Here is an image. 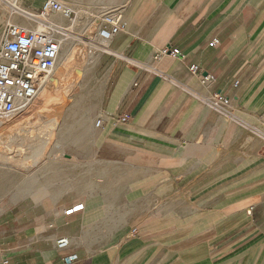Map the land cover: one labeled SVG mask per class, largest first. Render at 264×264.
<instances>
[{
  "label": "crops",
  "instance_id": "crops-1",
  "mask_svg": "<svg viewBox=\"0 0 264 264\" xmlns=\"http://www.w3.org/2000/svg\"><path fill=\"white\" fill-rule=\"evenodd\" d=\"M58 1L123 28L105 44L96 31L91 140L59 165L72 187L2 209L0 264H264V0ZM8 22L41 26L0 0V40ZM214 93L230 116L208 107Z\"/></svg>",
  "mask_w": 264,
  "mask_h": 264
},
{
  "label": "rangeland",
  "instance_id": "rangeland-1",
  "mask_svg": "<svg viewBox=\"0 0 264 264\" xmlns=\"http://www.w3.org/2000/svg\"><path fill=\"white\" fill-rule=\"evenodd\" d=\"M62 4L72 10L73 17L72 23L61 24L65 31L58 38L67 48L59 63L61 65L65 60L71 61L53 77L44 97L35 98L24 113L14 117L4 129H0V142L3 140L0 144V171H6L7 175L0 178V213L2 209L26 208L32 203L47 207L53 204V196L59 195L65 187L67 191L72 187L69 182L65 184L64 173L67 172L66 180L69 181L74 177L75 170L70 171L69 164L68 168L63 164L62 170H59L60 163L67 159L65 154L70 155L76 148L85 147L91 140L94 110L100 99L93 66L96 59L95 47L102 46L96 37L99 23L97 18L101 14ZM23 27L32 30L36 25ZM41 27L42 25L38 26ZM102 42L105 44V41ZM56 72L57 67L54 73ZM75 102L76 108L70 112ZM61 104L65 105L61 119L67 118L56 123L50 121L56 117ZM14 125H17L15 128H19V131L9 132ZM7 159H19L18 164L24 167H9ZM69 161L72 163L74 159L70 157ZM60 171L63 173L61 178ZM11 174L10 179L8 175Z\"/></svg>",
  "mask_w": 264,
  "mask_h": 264
},
{
  "label": "built area",
  "instance_id": "built-area-1",
  "mask_svg": "<svg viewBox=\"0 0 264 264\" xmlns=\"http://www.w3.org/2000/svg\"><path fill=\"white\" fill-rule=\"evenodd\" d=\"M21 0H4L5 5L12 15L22 13L23 16L42 22L40 29L30 30L26 27L8 22L0 40V121H9L24 112L35 98L41 83L53 72L60 45L54 36V28L43 19L50 14H59L64 19H72L73 12L58 0H45L37 11L19 10L16 4ZM123 28L119 19L112 14L102 12L97 28V36L107 40L117 35ZM217 44L213 39L209 45ZM177 56V50H161L159 56ZM192 74L201 79L202 84L210 83L213 77L196 66H191ZM236 84V83H235ZM206 104L211 109L218 111L224 116H230V99L220 93H214L206 99ZM121 123L126 117L119 119ZM102 119L95 122V127H102ZM81 204L75 205L64 211L70 215L82 210ZM58 250H65L69 246V240L61 237L55 242ZM76 260L75 255L63 258L64 264H72ZM3 264H6L3 263Z\"/></svg>",
  "mask_w": 264,
  "mask_h": 264
},
{
  "label": "bare ground",
  "instance_id": "bare-ground-1",
  "mask_svg": "<svg viewBox=\"0 0 264 264\" xmlns=\"http://www.w3.org/2000/svg\"><path fill=\"white\" fill-rule=\"evenodd\" d=\"M17 4H19V3H17ZM17 4H16V7L18 8V6H17ZM19 10H22V11H24L23 9H20V8H18ZM71 10V9H70ZM14 14H21V15H23L22 13H20V12H18V13H14ZM56 15H57V17H56ZM58 17H60V18H58ZM37 21V20H36ZM43 22L44 23H49L53 28H54V36H55V38L57 39V41H58V43H59V45H60V52H59V54H58V57H57V60H56V65H55V68H54V70H53V72H52V74L43 82V83H41V86H40V89L38 90V92H37V94H36V96H35V98L37 99H39V97H44L45 96V94L47 93V91H48V84L52 81V79H53V77L54 76H56V75H58L59 73H60V69L62 68V67H66L69 63H70V61L71 60H65V62L63 63V64H61L60 65V58H61V56H62V53L66 50V48H67V46H66V44L65 43H63V42H61V39L60 38H58V35L62 32V31H65V29L64 28H62L61 27V24L62 23H72V19H70V20H68V19H64L62 16H60L59 14H53V15H48L46 18H44L43 19ZM40 24L42 25V22H40ZM68 25V24H67ZM64 26V25H63ZM66 28V27H65ZM37 29H40V28H37ZM33 30H35V29H33ZM67 30V29H66ZM83 39V38H82ZM103 41V40H102ZM68 52H69V50H68ZM70 54V53H69ZM70 56V55H69ZM67 59H68V57H67ZM63 62V61H62ZM69 62V63H68ZM61 66V67H60ZM56 67H57V72H56V74L54 73V71H55V69H56ZM63 69V68H62ZM53 73L55 74V75H53ZM35 98L32 100V104H33V101L35 100ZM63 103V102H62ZM31 104V105H32ZM75 104H76V102L73 104V106H72V108L70 109V112L71 111H74V109L76 108L75 107ZM67 105H69V104H67ZM65 107V105L64 104H61V106H60V108H59V110H58V112H57V115H56V117L55 118H52V120H50V121H52V122H58V121H62V120H64V119H66V118H64V119H61V115H62V110H63V108ZM69 107V106H68ZM28 109V108H27ZM26 109V110H27ZM25 110V111H26ZM24 111V112H25ZM24 112H22V113H24ZM11 122V120H9V121H0V129H4L5 128V125L6 124H8V123H10ZM9 127V126H8ZM15 127H17V125H14L11 129H9V132L11 131H19L18 129H16ZM8 129V128H7ZM2 135V134H1ZM9 135V134H8ZM18 136H20V135H17V137ZM2 143H3V140L1 141ZM0 142V144H2ZM10 154V153H9ZM8 155V154H7ZM11 155V154H10ZM19 160V159H18ZM18 160H16V159H7V161H6V163H8V166L9 167H18V166H20V167H22L23 165H20V164H18ZM24 167V166H23ZM26 167H29V165H26ZM5 173H6V171H5ZM4 172H2V171H0V178H2V177H4V176H7L6 174H5ZM12 175L13 174H11V175H8V176H10V179L12 178ZM8 178V177H7ZM14 178V177H13ZM11 181H13V180H11ZM0 182H2V181H0Z\"/></svg>",
  "mask_w": 264,
  "mask_h": 264
},
{
  "label": "water",
  "instance_id": "water-1",
  "mask_svg": "<svg viewBox=\"0 0 264 264\" xmlns=\"http://www.w3.org/2000/svg\"><path fill=\"white\" fill-rule=\"evenodd\" d=\"M66 158H69L67 155L65 156Z\"/></svg>",
  "mask_w": 264,
  "mask_h": 264
}]
</instances>
